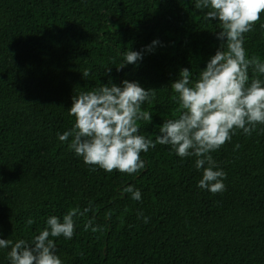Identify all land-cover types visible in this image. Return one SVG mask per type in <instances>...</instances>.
Masks as SVG:
<instances>
[{
  "label": "trees",
  "instance_id": "trees-1",
  "mask_svg": "<svg viewBox=\"0 0 264 264\" xmlns=\"http://www.w3.org/2000/svg\"><path fill=\"white\" fill-rule=\"evenodd\" d=\"M196 2L0 0V238L31 243L49 217L91 206L74 217L72 239L52 238L63 264H264V125L236 130L210 153L226 173L216 194L197 186L196 157L170 145L141 153L146 168L129 175L86 165L69 148L73 137L58 138L74 128V95L128 80L156 90L142 105L152 121L138 122L155 141L179 115L171 83L182 68L195 82L221 43L219 22ZM154 40L142 61L119 69L126 51ZM244 40L264 62V12ZM89 220L102 231H85ZM10 250L0 248V264H10Z\"/></svg>",
  "mask_w": 264,
  "mask_h": 264
},
{
  "label": "clouds",
  "instance_id": "clouds-1",
  "mask_svg": "<svg viewBox=\"0 0 264 264\" xmlns=\"http://www.w3.org/2000/svg\"><path fill=\"white\" fill-rule=\"evenodd\" d=\"M195 7L209 9L204 16L206 21L219 22L221 30L214 34L221 43L195 82L190 79L189 68H182L171 83L178 94L179 115L164 121L155 141L140 135L138 126L139 121H152L151 113L142 110V105L155 99V89L146 90L139 82L124 80L121 86L104 84L72 97L68 112L75 118L74 128L58 134V138L64 142L73 137L69 148L86 165L131 175L146 168L141 153L157 144L170 145L180 158L196 157L195 167L203 169L199 188L213 194L226 190V173L218 168L210 153L230 142L236 130L251 135L258 125H264V80L257 75L250 80L249 76V69L264 76V62L257 56L249 57L244 48L245 34L253 30L264 12V0H197ZM159 44L154 40L141 51H126L119 69L138 64L145 52H152ZM110 72L111 69L107 71ZM124 191L131 193L133 200H141L139 190L129 186ZM90 210L91 206L83 212L72 209L62 221L51 216L31 243L0 238V248L11 247L10 264H63L52 238L72 239L74 217ZM144 222H148L147 217ZM32 223L30 218L28 224ZM84 229L102 231L99 226L93 227L92 220Z\"/></svg>",
  "mask_w": 264,
  "mask_h": 264
}]
</instances>
